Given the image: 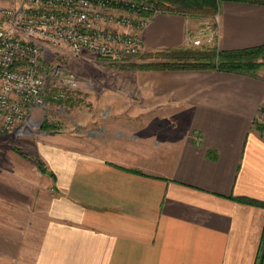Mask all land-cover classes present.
Listing matches in <instances>:
<instances>
[{
	"label": "crops",
	"instance_id": "1",
	"mask_svg": "<svg viewBox=\"0 0 264 264\" xmlns=\"http://www.w3.org/2000/svg\"><path fill=\"white\" fill-rule=\"evenodd\" d=\"M218 18L219 51L264 45V5L223 1ZM202 22L160 11L146 48L186 47ZM132 77L82 110L94 129L37 145L46 172L0 152V264L22 263L27 230L34 264H264V74Z\"/></svg>",
	"mask_w": 264,
	"mask_h": 264
},
{
	"label": "built area",
	"instance_id": "2",
	"mask_svg": "<svg viewBox=\"0 0 264 264\" xmlns=\"http://www.w3.org/2000/svg\"><path fill=\"white\" fill-rule=\"evenodd\" d=\"M159 13L147 0H20L0 6V138L36 131L48 99H73L76 75L46 65L48 54L68 47L105 59L136 56L146 49V31ZM216 18L214 29L189 31V48L216 45ZM258 124L264 132V103Z\"/></svg>",
	"mask_w": 264,
	"mask_h": 264
},
{
	"label": "rangeland",
	"instance_id": "3",
	"mask_svg": "<svg viewBox=\"0 0 264 264\" xmlns=\"http://www.w3.org/2000/svg\"><path fill=\"white\" fill-rule=\"evenodd\" d=\"M10 1H12L11 4H9ZM16 1L20 0H0V6H10ZM217 16L218 13L213 17H206L198 13L192 18L203 21V25L198 27V29L205 27L204 25L214 29ZM211 44L207 43L203 47H216L215 43ZM186 47L189 48L188 46ZM149 52L157 53L149 51L146 48L136 56L113 60L99 57L90 52L75 54L68 47H61L48 54L45 60L46 65H60L76 75L79 86L75 90L73 99L66 104L48 99L47 108L40 112L37 130L24 135H9L7 136L9 138L1 137L0 152L2 150H11L17 155L34 157L37 145L40 142H48L49 140L47 138L49 136L82 132L87 134L88 132L85 133V130L94 128L81 124V121L86 120L88 117L82 110L91 107H104L105 103L113 100L111 97L117 91L131 85V81L134 79L132 76L135 75V72L142 71L134 68V66L155 61L154 59H141V57ZM260 73L264 74V67L258 72V74ZM99 104L101 106H98ZM96 116L98 115L96 114ZM94 126L95 133L103 132V129L101 131L97 130L99 126ZM35 159L39 167L44 166L39 157ZM25 224L28 229L32 223L27 221ZM37 224L40 225L41 223L36 222L35 225ZM39 236L37 232H28L27 230L26 244L25 249H23L24 253L21 264H34V250L37 247Z\"/></svg>",
	"mask_w": 264,
	"mask_h": 264
},
{
	"label": "trees",
	"instance_id": "4",
	"mask_svg": "<svg viewBox=\"0 0 264 264\" xmlns=\"http://www.w3.org/2000/svg\"><path fill=\"white\" fill-rule=\"evenodd\" d=\"M160 11L195 17L198 13L213 17L219 12L223 1L248 2L264 5V0H147ZM149 52L142 60L154 59L152 63L135 65L142 71L163 70H218L257 76L264 67V45L241 50L219 51L216 47L177 48ZM128 58V57H125ZM69 102V101H67ZM67 102H58L66 104ZM43 172L46 169L40 166Z\"/></svg>",
	"mask_w": 264,
	"mask_h": 264
}]
</instances>
